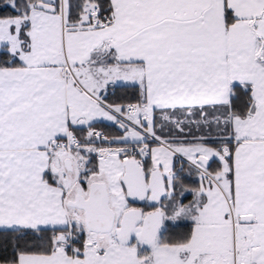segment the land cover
I'll use <instances>...</instances> for the list:
<instances>
[{
    "label": "snow or ice",
    "instance_id": "obj_1",
    "mask_svg": "<svg viewBox=\"0 0 264 264\" xmlns=\"http://www.w3.org/2000/svg\"><path fill=\"white\" fill-rule=\"evenodd\" d=\"M0 264H264V0H0Z\"/></svg>",
    "mask_w": 264,
    "mask_h": 264
}]
</instances>
